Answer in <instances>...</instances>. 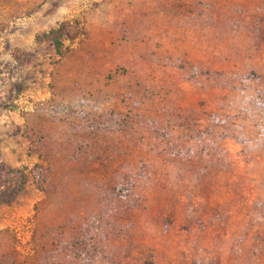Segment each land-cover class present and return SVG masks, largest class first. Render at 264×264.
Instances as JSON below:
<instances>
[{
    "label": "rangeland",
    "instance_id": "1",
    "mask_svg": "<svg viewBox=\"0 0 264 264\" xmlns=\"http://www.w3.org/2000/svg\"><path fill=\"white\" fill-rule=\"evenodd\" d=\"M61 25L59 56L37 39ZM127 105L227 163L159 167L125 207L103 168L125 138L89 128ZM30 133L46 193L7 171L38 162ZM0 264H264V0H0Z\"/></svg>",
    "mask_w": 264,
    "mask_h": 264
},
{
    "label": "trees",
    "instance_id": "2",
    "mask_svg": "<svg viewBox=\"0 0 264 264\" xmlns=\"http://www.w3.org/2000/svg\"><path fill=\"white\" fill-rule=\"evenodd\" d=\"M64 36L65 28L61 25L57 29L43 33L37 40L50 42L56 53L62 56ZM136 109L134 106L127 105L123 113L112 110L104 115L103 125L98 122V126L89 128L92 135L98 136L101 133L105 137L123 134V139L125 138L127 153L119 156V167H113L115 159L106 160L103 164L104 171L112 175L108 177V184L113 182L114 185L109 189L123 201L125 207L138 206L140 199L138 191L151 182L159 167L166 171V174L168 169L172 171L174 168L181 173L185 166L199 157L208 159L211 156L217 158L222 164L227 163L226 152L220 144H217L223 137L216 136L208 127L201 130L195 129V125L184 117H178L174 125H171L170 121L165 122L164 125L157 115L143 114ZM117 118L121 119L117 121ZM104 126L108 127L105 131ZM36 136L30 133L26 140L29 142L28 155L32 156L36 153L38 162L31 168L23 167L19 170L7 168V171L15 175L19 185L32 182L38 191L46 193L50 167L47 165L45 156L41 154L43 142ZM131 146L136 151L134 153H137L135 157L128 154L131 152ZM110 166L112 167L109 169ZM204 171L206 170L203 168L197 171V180ZM118 173L120 176H117ZM64 253L66 252H61V254Z\"/></svg>",
    "mask_w": 264,
    "mask_h": 264
}]
</instances>
